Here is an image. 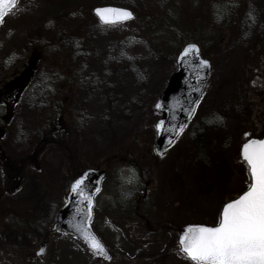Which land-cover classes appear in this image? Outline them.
<instances>
[{
    "label": "rangeland",
    "instance_id": "1",
    "mask_svg": "<svg viewBox=\"0 0 264 264\" xmlns=\"http://www.w3.org/2000/svg\"><path fill=\"white\" fill-rule=\"evenodd\" d=\"M158 2L20 0L0 25V89L29 74L11 120L10 155L28 145L72 86L64 121L80 149L77 168L108 172L92 228L112 254L100 259L74 237L44 238L20 221L48 231L64 205L71 173L64 151L52 146L27 167L0 173L9 189L0 198V264H192L179 252V229L215 226L223 204L246 190L241 147L264 137V0H186L193 9L187 17L180 7L212 72L192 120L160 158L153 152L160 117L154 104L176 70L181 39L167 46L154 36L163 32L154 14L168 0ZM97 6L130 8L140 19L107 26L92 14ZM232 59L236 68L213 97ZM44 239L47 251L38 258Z\"/></svg>",
    "mask_w": 264,
    "mask_h": 264
},
{
    "label": "snow or ice",
    "instance_id": "2",
    "mask_svg": "<svg viewBox=\"0 0 264 264\" xmlns=\"http://www.w3.org/2000/svg\"><path fill=\"white\" fill-rule=\"evenodd\" d=\"M16 3L17 0H0V22L6 14L5 4L15 6ZM95 11L102 21L108 23L123 21L132 16L124 8L106 7ZM194 49L196 45H187L181 58L186 59ZM201 63L207 65L208 61L203 60ZM159 107L161 105L157 104V108ZM191 112L189 109V116ZM164 123L158 122L157 129ZM184 127L181 123L175 128L171 142H174L175 135ZM241 156L247 167L246 190L223 204L214 227L189 224L180 235L179 251L192 264H264V139L251 138L246 141L242 146ZM86 179L87 176L82 175L71 185L72 192L83 198L81 207L86 209L85 220L91 215L93 203L91 194L86 192ZM76 231L96 254L104 253L103 245L88 231L86 224L82 222L76 226ZM39 251L43 253L44 248Z\"/></svg>",
    "mask_w": 264,
    "mask_h": 264
},
{
    "label": "water",
    "instance_id": "3",
    "mask_svg": "<svg viewBox=\"0 0 264 264\" xmlns=\"http://www.w3.org/2000/svg\"><path fill=\"white\" fill-rule=\"evenodd\" d=\"M18 1L19 0H17V3ZM17 3L15 4V6L5 4L4 11L6 14L4 15L2 21H4L8 13L11 12L17 6ZM106 7L124 8V7H116V6L95 7L93 9V14L104 25L112 26L116 24H122L125 22L132 21L135 18V14L132 10L128 8H124V9H128L132 13V16L130 18L115 23L104 22L100 19V16L96 13L95 9L97 8L103 9ZM1 23L2 22H0V24ZM189 44L196 45V49L192 50L191 54L187 55L186 59L181 58V53L183 52L184 48ZM189 44H186L181 50V52L178 54L176 59L177 69L170 77L167 87L159 95L154 105L155 111L158 114H160V118L155 123L156 141L154 144V152L157 157H163L166 154L168 148L179 138L181 133L186 128L187 124L192 119L196 111V108L204 94V91L208 84L209 74L212 70L211 62L208 59H205L201 56L200 47L195 43H189ZM203 60L208 61L207 65L201 63V61ZM27 78H28V74L24 75L22 78L19 79L18 88L20 89V91L24 89L25 81L27 80ZM157 104H160L161 107L157 108ZM189 109L192 110L190 116L188 114ZM160 121H164L165 123L158 130L156 125ZM181 123H183L185 127L181 132L175 135L174 142H171L175 128L178 127ZM261 139H264V137ZM240 157L242 160L241 153H240ZM82 175L87 176V179L85 181L87 185L86 192L91 194L93 200L91 207V215L87 220L84 219V216L86 215V209L81 207L83 198L78 197L75 193L72 192L71 189L72 183ZM105 176H106V171L103 169L100 168L87 169L72 181L69 187L68 194L66 196V201L62 206V208L60 209L53 223L51 232L52 233L61 232L66 235L72 236L82 241L85 244L86 248L94 256L100 257L104 260H108L110 259L111 254L108 252L107 248L103 245L99 237L95 234L91 225V220L93 217V208L95 205V197L102 188V183ZM82 222L87 225L88 231L94 234L95 237L98 239V241L103 245L105 250L104 253L96 254L94 250L89 248L88 243H86V241L82 238L81 234L76 231V226L80 225ZM186 226L187 225L180 228L178 232V241L180 235L183 233ZM41 248H44L43 253H40L39 251ZM39 250L36 252V256L37 257L44 256L47 251L46 245L41 244Z\"/></svg>",
    "mask_w": 264,
    "mask_h": 264
},
{
    "label": "trees",
    "instance_id": "4",
    "mask_svg": "<svg viewBox=\"0 0 264 264\" xmlns=\"http://www.w3.org/2000/svg\"><path fill=\"white\" fill-rule=\"evenodd\" d=\"M162 1L165 2V0ZM219 1L222 4L226 0H219ZM185 2L186 0H168L167 4L163 5L162 9L158 8L154 14L155 15L154 19L162 17V19L156 21H160V26H161L160 29L163 32H159V33L157 32L154 34V36H156L159 39V41L165 42L167 43L166 45L169 46V44H175L176 43L175 40L181 39V43H180L181 47L180 48L178 47L175 50L176 54L175 53L173 54L175 55L174 56L175 59L185 44L189 42H194L192 40V37H188V35L190 34L189 32L190 29L188 27L187 19L185 18V15L187 17V14H190L193 9L190 6H185ZM200 4L201 6L202 4L204 5V1H200ZM180 7H183L185 15L184 14L181 15ZM136 14H137L136 20L140 19L139 17L140 15L138 13ZM178 15H180L181 18ZM197 44L200 46L203 52V56L209 57V53L205 50L202 44L199 43ZM45 46L46 45H44V47ZM62 57L64 58V56ZM68 88L70 89L72 88V86ZM69 89H66L65 95L63 97L57 98L52 103L51 106L52 109L50 115L45 121H43L40 128H38V130L34 134H32L28 145L25 146L19 153H17V151L14 153V156H12V163L14 165L16 164V166H18L17 163L21 162L23 158L22 156H26V162H25L26 164L24 166L27 167L28 162L32 163L33 161H36V158L34 156H36L37 154L39 155L49 147L58 146L66 154L67 163L69 164V171L71 173V181L74 180L83 171L77 168V164L81 163V159L79 157L80 149L77 144V140L74 143L72 142L73 141L72 138L75 137L76 135L72 136L71 131L67 133L66 128L64 127L63 124L66 121L69 122V120L66 118L67 114H70V110H69L70 103L68 101ZM64 119H66V121H64ZM124 157H129V156H124ZM20 170L21 169H19V171ZM2 171L3 170H1L0 173H2ZM140 171L141 170H139V172ZM21 172L23 173V171ZM139 172H138V176L140 178ZM151 173H152V168L148 166L146 172L143 175L149 176ZM21 177L22 174H19V179H21ZM69 183L66 184L65 187L66 189L69 188L70 185ZM0 185L2 186V190L0 192V198L5 199V197L8 195L9 189L7 188L6 190V186L3 183L1 177H0ZM11 217L17 218V216H11ZM19 219L20 221L24 222V225L30 231L36 233L39 236L48 238L49 235L53 234L51 230L45 231L44 229L39 227V224L36 221H33L31 219H23L22 217H19ZM145 226L149 227L146 223ZM149 230L152 233V229L150 227Z\"/></svg>",
    "mask_w": 264,
    "mask_h": 264
},
{
    "label": "flooded vegetation",
    "instance_id": "5",
    "mask_svg": "<svg viewBox=\"0 0 264 264\" xmlns=\"http://www.w3.org/2000/svg\"><path fill=\"white\" fill-rule=\"evenodd\" d=\"M26 74L28 73L22 72L20 75L12 77L9 83L0 89V171H11V168L14 165L12 163V156L10 155L14 134H12L10 127L15 106L17 105V102L19 101L23 92L26 90L29 78H27L25 81V87L22 91H20L18 88V81ZM22 157L23 158L20 163L21 168L23 169V166L26 164V156ZM19 181L20 179L17 182H14L13 186L19 185Z\"/></svg>",
    "mask_w": 264,
    "mask_h": 264
},
{
    "label": "bare ground",
    "instance_id": "6",
    "mask_svg": "<svg viewBox=\"0 0 264 264\" xmlns=\"http://www.w3.org/2000/svg\"><path fill=\"white\" fill-rule=\"evenodd\" d=\"M236 68V63H234V60L232 59L229 64L227 65L226 71L225 73L221 72L218 76V78L215 80V83L220 82L219 87H215V93L213 94V97H217L220 93V91L222 90V88H224L227 85L228 79H229V75L233 73V71Z\"/></svg>",
    "mask_w": 264,
    "mask_h": 264
}]
</instances>
